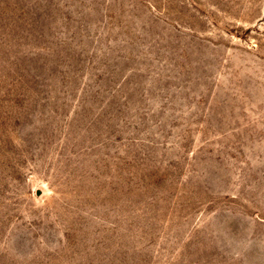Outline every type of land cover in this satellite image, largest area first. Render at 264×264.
<instances>
[{
    "label": "rangeland",
    "instance_id": "1",
    "mask_svg": "<svg viewBox=\"0 0 264 264\" xmlns=\"http://www.w3.org/2000/svg\"><path fill=\"white\" fill-rule=\"evenodd\" d=\"M0 264H264V0H0Z\"/></svg>",
    "mask_w": 264,
    "mask_h": 264
}]
</instances>
